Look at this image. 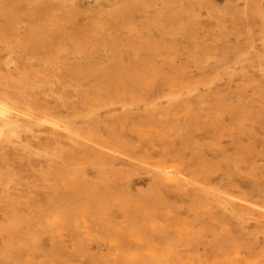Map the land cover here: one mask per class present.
Masks as SVG:
<instances>
[{
	"label": "rangeland",
	"instance_id": "obj_1",
	"mask_svg": "<svg viewBox=\"0 0 264 264\" xmlns=\"http://www.w3.org/2000/svg\"><path fill=\"white\" fill-rule=\"evenodd\" d=\"M0 104V264H264V0H0Z\"/></svg>",
	"mask_w": 264,
	"mask_h": 264
},
{
	"label": "bare ground",
	"instance_id": "obj_2",
	"mask_svg": "<svg viewBox=\"0 0 264 264\" xmlns=\"http://www.w3.org/2000/svg\"><path fill=\"white\" fill-rule=\"evenodd\" d=\"M5 103V102H4ZM5 104H7V103H5ZM6 105H4V104H0V116H2V118H4L3 116H4V114H5V112H6V107H5ZM10 109V108H9ZM12 110V109H11ZM14 111V110H13ZM8 113H9V111H8ZM16 113V112H15ZM9 114H12V113H9ZM5 119V118H4ZM8 120H11V119H9L8 118ZM42 120V119H41ZM56 122H58L57 120H55ZM8 122V121H7ZM10 122V121H9ZM43 122V121H42ZM47 122V121H46ZM55 122V123H56ZM15 123V122H14ZM50 123V122H49ZM52 123V122H51ZM54 123V122H53ZM54 123V124H55ZM13 124V123H12ZM57 124V123H56ZM56 124H55V126H56ZM14 125V128H15V124H13ZM52 125V124H51ZM58 125V124H57ZM2 126H4L3 124H2ZM6 126V125H5ZM4 126V127H5ZM54 127V126H53ZM0 128H2L1 126H0ZM55 128H57V126L55 127ZM5 129H6V127H5ZM4 130V129H3ZM2 130V131H3ZM60 130V129H59ZM8 133V132H7ZM166 173V172H165ZM172 173V172H171ZM78 211V210H77Z\"/></svg>",
	"mask_w": 264,
	"mask_h": 264
}]
</instances>
